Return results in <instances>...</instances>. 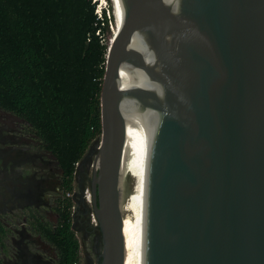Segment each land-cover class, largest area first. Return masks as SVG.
Masks as SVG:
<instances>
[{"label":"water","instance_id":"95a60500","mask_svg":"<svg viewBox=\"0 0 264 264\" xmlns=\"http://www.w3.org/2000/svg\"><path fill=\"white\" fill-rule=\"evenodd\" d=\"M119 3L100 135L75 165L83 264H126L121 202L136 194L140 264H264V0ZM121 68L145 85L120 89ZM9 131L23 129L0 124L1 208L52 205L63 184L55 158ZM38 162L53 175H26L23 165ZM13 240L7 264H54L29 246L26 226Z\"/></svg>","mask_w":264,"mask_h":264},{"label":"trees","instance_id":"16d2710c","mask_svg":"<svg viewBox=\"0 0 264 264\" xmlns=\"http://www.w3.org/2000/svg\"><path fill=\"white\" fill-rule=\"evenodd\" d=\"M94 10L92 0H0V108L24 121L55 158L66 192L76 163L100 135L107 19ZM71 207L68 198L56 219L40 226L54 264L78 263Z\"/></svg>","mask_w":264,"mask_h":264},{"label":"flooded vegetation","instance_id":"af4514ba","mask_svg":"<svg viewBox=\"0 0 264 264\" xmlns=\"http://www.w3.org/2000/svg\"><path fill=\"white\" fill-rule=\"evenodd\" d=\"M0 115H6V117L0 121V124H15V129H23V131H9V135L19 139L26 138V146H31L29 152L42 151L52 156L48 151H46L39 145L35 136L28 130L24 121H22L14 114L9 113L1 108ZM23 169H26V175L38 172V178L45 173L53 175V165L41 171L39 162L23 165ZM55 175L63 177L56 162ZM77 175L78 164L74 168L72 174V182L76 181ZM69 195L70 194L64 190L63 180V184L59 182L57 183L52 205L43 204L41 207L16 208L17 214L6 213L0 206V264H7L5 258L16 260L13 238H19V232H24V226L27 227L33 239L29 246L43 254V260H52L53 263H55V253L51 245L45 239L42 238L39 233V230L40 226L50 224L56 219V208L58 207V204H60V207L62 205H65L68 198L73 201L70 214V228H74L76 235L79 237L80 241L86 240L88 242L83 231L81 229L76 228L80 206V202L76 199L77 193L72 192L71 196ZM65 210L66 208L63 209V212Z\"/></svg>","mask_w":264,"mask_h":264},{"label":"bare ground","instance_id":"6f19581e","mask_svg":"<svg viewBox=\"0 0 264 264\" xmlns=\"http://www.w3.org/2000/svg\"><path fill=\"white\" fill-rule=\"evenodd\" d=\"M113 11L116 18L117 28L119 27L123 9L119 0H111ZM132 46L135 49L144 50L142 44L133 39ZM119 87L128 90L136 86H144L145 81L136 74L134 75L126 68L120 69ZM128 113H126L125 120ZM121 211L127 213L123 215V229H126V264H140L141 259V235H142V202L139 194H136L121 203Z\"/></svg>","mask_w":264,"mask_h":264},{"label":"rangeland","instance_id":"374dc122","mask_svg":"<svg viewBox=\"0 0 264 264\" xmlns=\"http://www.w3.org/2000/svg\"><path fill=\"white\" fill-rule=\"evenodd\" d=\"M93 1H95L94 13H96L97 17H101L102 12H104V15L107 19L106 28L103 30V34H102L103 43L105 42L107 44L108 40L116 32V29H117L116 18H115V14L113 11V6L111 3V0H92V2ZM93 142H94V140L87 146L86 150L84 151V153L80 159H82L85 156H87L88 154L92 153L90 151L92 149ZM88 182H89V179H88ZM72 187H73V189L68 192L70 194L69 196H71L72 192L77 193V191H78V175H77L76 181L72 182ZM123 187H124V185H121V190L123 189ZM86 190H87V188H86ZM87 192H88V190H87ZM72 203H73V201H72ZM123 215L126 216L127 213H124ZM72 231L74 232L75 237L78 241V263L77 264H83L85 254L87 251V247H88V242L86 240L80 241L79 237L76 235L74 228H72ZM94 262H95V259H94Z\"/></svg>","mask_w":264,"mask_h":264},{"label":"built area","instance_id":"2783aa9c","mask_svg":"<svg viewBox=\"0 0 264 264\" xmlns=\"http://www.w3.org/2000/svg\"><path fill=\"white\" fill-rule=\"evenodd\" d=\"M85 198L89 201V194H88L87 190H86V193H85ZM92 221H93V219H92Z\"/></svg>","mask_w":264,"mask_h":264}]
</instances>
